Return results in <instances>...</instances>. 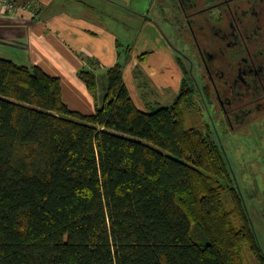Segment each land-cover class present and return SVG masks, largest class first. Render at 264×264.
<instances>
[{
    "label": "trees",
    "instance_id": "trees-1",
    "mask_svg": "<svg viewBox=\"0 0 264 264\" xmlns=\"http://www.w3.org/2000/svg\"><path fill=\"white\" fill-rule=\"evenodd\" d=\"M86 63L90 115L62 101L59 77L0 58V264H264L219 143L185 124L187 70L170 105L144 111L123 64L98 94Z\"/></svg>",
    "mask_w": 264,
    "mask_h": 264
},
{
    "label": "crops",
    "instance_id": "crops-1",
    "mask_svg": "<svg viewBox=\"0 0 264 264\" xmlns=\"http://www.w3.org/2000/svg\"><path fill=\"white\" fill-rule=\"evenodd\" d=\"M77 1L0 0V58L27 67L36 65L59 77L62 101L70 110L85 115L96 109L94 97L77 75L82 66L90 68L88 59H94L99 68L123 64L124 83L141 110L140 105L150 107L153 103L154 86L179 89L182 67L178 55L156 27L153 7L141 6V0ZM8 2L14 5L8 7ZM152 2L156 4L158 0ZM160 3L156 11L159 18L166 16ZM133 23H142L143 30L153 31H149L150 38L160 44L157 51H146L148 38H142L138 32L141 28L135 31L137 25ZM118 31L125 37L135 31L138 39L131 44L130 39L119 38ZM164 68H173L176 73ZM99 83L102 85V80Z\"/></svg>",
    "mask_w": 264,
    "mask_h": 264
},
{
    "label": "flooded vegetation",
    "instance_id": "flooded-vegetation-1",
    "mask_svg": "<svg viewBox=\"0 0 264 264\" xmlns=\"http://www.w3.org/2000/svg\"><path fill=\"white\" fill-rule=\"evenodd\" d=\"M169 1L181 12L176 26L185 37L188 47H183L187 50L173 46L167 35L160 31L178 55L182 72L185 68L187 76L192 74L195 82L198 77L192 70L196 69L200 74L202 85L199 90L203 95L198 90L197 94L207 104L203 91L206 92L218 112L220 125L238 127L262 113L264 0ZM157 3L162 8L163 1Z\"/></svg>",
    "mask_w": 264,
    "mask_h": 264
},
{
    "label": "rangeland",
    "instance_id": "rangeland-1",
    "mask_svg": "<svg viewBox=\"0 0 264 264\" xmlns=\"http://www.w3.org/2000/svg\"><path fill=\"white\" fill-rule=\"evenodd\" d=\"M162 1L164 3L162 8L165 9L166 12L165 19H163L164 16L159 18L156 15L158 3L155 4L152 0H146V4H144V0H141V6L146 8L153 7L152 13L156 17V23L158 24L157 29L167 35L173 46L178 45L181 51L187 50V48L183 47L184 45L188 47L187 43L184 42L185 37L181 35L178 27L176 26L179 23L177 19L178 17L180 18L181 12L169 0ZM77 2H79V0ZM12 5L14 4L8 2V7H11ZM172 20H174V22ZM133 25H137V23H133ZM114 26L116 28V24ZM135 31H138L139 34L142 33V38L145 40L148 38L149 43H147L148 46H146V51L154 52L158 50L160 44L152 41L150 38L152 34L149 31L153 32L152 30H148L146 28L143 30L141 23L140 26L137 25ZM135 31L129 37H125V34L121 31L116 33L121 39L126 41L130 39V43L133 44L138 39V37H135ZM135 45L136 44H134V46ZM122 57L125 58V56ZM105 69L106 68L99 67L94 69L97 71L98 80L100 82L103 75H105ZM164 70H168L173 74L176 73L173 68H164ZM192 71L194 76L198 77L197 81L195 82L192 80V74L190 73L185 80L187 83H192L196 90V93H194V100L197 104V115L194 117L192 109L186 108L185 124L187 126H198L199 129H201L204 133L209 134L219 143L227 159L235 185L240 189V192L244 197L245 204L250 213L251 221L264 251V111L254 116L251 121H248L245 125L236 126L234 128L221 126L218 119V112L215 110L213 105H211L206 92L203 91L206 96L207 104L202 96L197 94V90L199 94H202L199 90L200 85H202V78L200 77V74L196 72V69H193ZM98 88L101 92L102 87L100 86V83L98 84ZM178 91L179 89L177 86L165 89L160 85H156L154 86L155 95L153 96L154 100L151 106L146 107L140 105L139 107L146 111L161 106H168L173 102L178 94ZM135 100L138 102L136 98ZM190 237L194 242L199 244L208 242L205 234L194 223L190 226Z\"/></svg>",
    "mask_w": 264,
    "mask_h": 264
},
{
    "label": "built area",
    "instance_id": "built-area-1",
    "mask_svg": "<svg viewBox=\"0 0 264 264\" xmlns=\"http://www.w3.org/2000/svg\"><path fill=\"white\" fill-rule=\"evenodd\" d=\"M7 6H8V5H7ZM12 6H13V5H12ZM12 6H11V7H12Z\"/></svg>",
    "mask_w": 264,
    "mask_h": 264
}]
</instances>
